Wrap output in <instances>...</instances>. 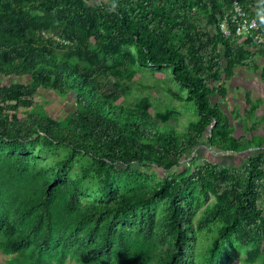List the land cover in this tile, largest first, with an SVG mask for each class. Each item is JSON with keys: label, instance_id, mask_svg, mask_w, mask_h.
Here are the masks:
<instances>
[{"label": "trees", "instance_id": "obj_1", "mask_svg": "<svg viewBox=\"0 0 264 264\" xmlns=\"http://www.w3.org/2000/svg\"><path fill=\"white\" fill-rule=\"evenodd\" d=\"M238 1L264 32V0ZM231 8L232 0H0V76L16 79L0 81V253L13 256L9 264H264V152L239 168L207 161L175 171L205 138L219 153L264 145L254 135L264 117L251 138H238L212 99L226 98L237 69L259 70L264 53L222 34ZM137 66L168 67L187 91L198 119L186 131L145 100L119 102L114 82L134 79ZM41 89L76 92V109L53 118ZM247 104L252 121L262 102L247 95ZM36 146L66 153L41 164ZM151 169L163 172L155 184ZM88 177L99 203L83 201Z\"/></svg>", "mask_w": 264, "mask_h": 264}, {"label": "rangeland", "instance_id": "obj_2", "mask_svg": "<svg viewBox=\"0 0 264 264\" xmlns=\"http://www.w3.org/2000/svg\"><path fill=\"white\" fill-rule=\"evenodd\" d=\"M134 54V49L131 50ZM264 53H258V60L263 66V55ZM263 55V56H262ZM263 57V58H262ZM264 69V67L262 68ZM136 76L134 79H122L114 82L115 88L118 91V95L122 93L120 101L125 103H137L142 100L147 101L150 105L151 112L154 115L160 116L162 118H170L166 125L171 126L177 131L183 132L188 129V127L198 119L195 106L192 102L187 101V91L175 80L171 70L168 67H136ZM0 81L5 84H11L16 81L12 77L0 76ZM18 82L26 83L28 80L22 78L18 79ZM39 97L43 101L44 110L53 118L57 120H63L70 112L76 109L73 97H64L58 95L52 91L40 90ZM216 104L221 108H225V104L221 102V98L214 96L212 98ZM226 101V100H225ZM229 110V109H228ZM231 121L241 119L240 116H236L234 112L228 111ZM232 113V114H231ZM264 117V116H263ZM260 119V116L250 121L256 122ZM236 128V127H235ZM234 134L240 135L245 134L248 137H252L248 132L244 131V128L234 131ZM259 137H263L261 131L258 132ZM264 152V150H259L252 148L248 151L247 156L243 157L239 154L230 153H219L210 145H208L206 138L203 140L202 144L191 150L186 159L183 161L181 167L175 169L176 172H182L192 165H200L207 161H212L214 163L223 164L225 166L241 167L247 162L248 155L258 154V152ZM35 155L39 159L41 164H55L60 158L65 156V150L62 148H54L51 150L42 151L40 146L35 147ZM81 165L77 162L71 164L72 177L76 178L82 175L80 172ZM153 177L150 179L151 184L157 183L163 172H157L151 169ZM84 186L90 190V194L83 197L84 202H100L98 198L99 189L98 185L94 179L88 177L84 179ZM215 200L214 196L205 198L203 201V209ZM160 206V211L163 209V205ZM212 238L209 236L204 239L199 249L207 248ZM13 256L5 255L0 253V264H9ZM68 264H77L75 262H69ZM235 264H244L240 261H236Z\"/></svg>", "mask_w": 264, "mask_h": 264}, {"label": "crops", "instance_id": "obj_3", "mask_svg": "<svg viewBox=\"0 0 264 264\" xmlns=\"http://www.w3.org/2000/svg\"><path fill=\"white\" fill-rule=\"evenodd\" d=\"M257 60H258V57H257ZM258 63H259V70L253 71V70H248L245 68H239L235 71V75L226 83L227 95L225 99L221 98V102L225 104V108L222 107V109L225 112H228L230 110L234 112L236 116L241 117V119L239 120L231 121L234 127V131L235 129L239 130L240 128H244V131L248 132V129L254 123L252 122L250 124V121H248L244 116L245 111L249 109V106L247 104V95H249L254 102L256 101L262 102V105L257 112V116H260V119L263 118L264 116V80L261 77L262 70H263L262 68L264 67V60H263V66H261L259 60H258ZM259 131H261L262 134H264V128L262 127L257 132L254 133V135L257 138H260L258 134ZM244 135L245 134H240V135H237V136L235 135V136L238 138H241ZM250 135H253V134H250ZM261 148L262 150H264V145ZM248 151H244L240 153H235V152H229V153L239 154L243 157H246ZM249 156L251 155H248V157ZM227 167H234V166H227Z\"/></svg>", "mask_w": 264, "mask_h": 264}, {"label": "built area", "instance_id": "obj_4", "mask_svg": "<svg viewBox=\"0 0 264 264\" xmlns=\"http://www.w3.org/2000/svg\"><path fill=\"white\" fill-rule=\"evenodd\" d=\"M259 20L258 17H251L238 0H232L230 14L221 22L220 30L226 37L250 40L264 47V32Z\"/></svg>", "mask_w": 264, "mask_h": 264}, {"label": "water", "instance_id": "obj_5", "mask_svg": "<svg viewBox=\"0 0 264 264\" xmlns=\"http://www.w3.org/2000/svg\"><path fill=\"white\" fill-rule=\"evenodd\" d=\"M72 96L73 97H77V93L76 92H72Z\"/></svg>", "mask_w": 264, "mask_h": 264}]
</instances>
